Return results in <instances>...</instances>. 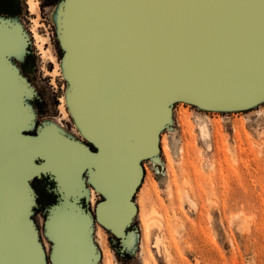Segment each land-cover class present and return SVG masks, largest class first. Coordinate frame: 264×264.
I'll use <instances>...</instances> for the list:
<instances>
[{"label": "water", "instance_id": "1", "mask_svg": "<svg viewBox=\"0 0 264 264\" xmlns=\"http://www.w3.org/2000/svg\"><path fill=\"white\" fill-rule=\"evenodd\" d=\"M53 18L65 104L86 142L53 121L26 132L36 91L13 58L30 41L0 16V264H97L96 224L124 249L142 161L158 156L173 104L234 112L264 102V0H57ZM79 171L102 198L46 208V255L31 179Z\"/></svg>", "mask_w": 264, "mask_h": 264}, {"label": "rangeland", "instance_id": "2", "mask_svg": "<svg viewBox=\"0 0 264 264\" xmlns=\"http://www.w3.org/2000/svg\"><path fill=\"white\" fill-rule=\"evenodd\" d=\"M34 1L36 11L28 0H0V16L19 21L30 41L28 52L13 58L36 91L30 101L36 122L26 132L34 134L41 122L53 121L75 137L71 117L60 110L66 88L61 66L54 74L56 62L40 53L34 34L36 29L46 38L44 49L59 61L53 18L57 0ZM160 140L158 156L142 161V181L133 196L137 211L127 227L131 243L122 249L113 234L96 224L97 264H264V102L234 112L176 102ZM94 194L89 209L102 198ZM49 202L45 196L42 203ZM32 218L48 255L44 218ZM150 220L154 225L148 238Z\"/></svg>", "mask_w": 264, "mask_h": 264}, {"label": "flooded vegetation", "instance_id": "3", "mask_svg": "<svg viewBox=\"0 0 264 264\" xmlns=\"http://www.w3.org/2000/svg\"><path fill=\"white\" fill-rule=\"evenodd\" d=\"M57 110L58 106L56 107L55 112H57ZM58 112L60 113V111ZM65 125L68 126L66 123ZM76 132L77 136H75V138L84 141L83 136L78 131ZM91 148L94 149L92 146ZM38 161L39 160H37V162ZM31 185L36 192L37 205L34 207L33 213V217L36 218V220L37 217L40 218V216L45 218L47 212L46 208L51 206V204L68 203L75 200L79 205L85 206L86 195L88 192L87 187H92L91 183L87 180L86 171H79L77 177L68 182L60 179L57 174H52V176L50 174L34 176L31 179ZM45 196L50 200L47 204L42 203Z\"/></svg>", "mask_w": 264, "mask_h": 264}, {"label": "bare ground", "instance_id": "4", "mask_svg": "<svg viewBox=\"0 0 264 264\" xmlns=\"http://www.w3.org/2000/svg\"><path fill=\"white\" fill-rule=\"evenodd\" d=\"M29 1V3H30V5H31V9H32V11L33 10H37V4H36V2L34 1V0H28ZM37 22V21H36ZM34 34H35V37H36V39H38V44H39V49H40V53H42L43 54V56L44 57H47V58H53L54 60H55V62H56V67H55V70H54V74L56 73V74H58V72H59V68H60V63H59V61H58V59H56L55 58V56H53L52 55V53L50 52V49L48 48V49H44V47H43V43L45 42V37H42L37 31H36V29L34 30ZM43 57V58H44ZM63 99V102H62V104L60 105V110H61V113L63 114V116L66 118H68L70 115H69V112H68V110H67V107H66V104H65V98H62ZM161 141V140H160ZM159 141V142H160ZM118 188H119V186L121 185L120 184V182H121V180H120V177L118 176ZM90 190H91V194H90V196L88 195V202H89V198H90V200H92L93 202L95 201V194H94V191H95V189L93 188V187H91L90 188ZM92 192H93V194H92ZM184 195H185V197H186V199L188 200V202H190L189 203V205L190 206H193V205H196V201H195V199L193 198V196L190 194V192L187 190V189H185L184 190ZM134 203L136 204V202L134 201ZM91 204V203H90ZM192 204V205H191ZM193 207H195V206H193ZM69 218H70V216L67 214V212H65V213H63V219L64 220H69ZM153 225H154V223H153V221L152 220H150L148 223H147V236H148V238H150L151 237V229H152V227H153ZM96 226V225H95ZM95 226H94V230H93V239H94V242H95V244L97 245V243H96V241H95V238H94V231H95ZM130 239H132L131 237H128V242L129 243H131V241H130ZM44 245V244H43ZM44 248H45V246H44ZM97 248L99 249V247H98V245H97ZM99 253H100V257H101V250L99 249Z\"/></svg>", "mask_w": 264, "mask_h": 264}]
</instances>
